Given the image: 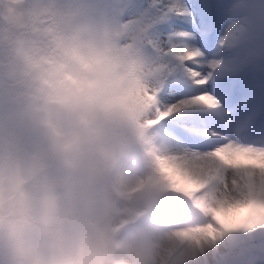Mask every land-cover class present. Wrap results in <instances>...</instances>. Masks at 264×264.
<instances>
[{
	"label": "clouds",
	"instance_id": "obj_1",
	"mask_svg": "<svg viewBox=\"0 0 264 264\" xmlns=\"http://www.w3.org/2000/svg\"><path fill=\"white\" fill-rule=\"evenodd\" d=\"M222 3L233 33L264 43V0ZM125 8L0 0V264H264L256 233L196 238L241 188L179 164Z\"/></svg>",
	"mask_w": 264,
	"mask_h": 264
},
{
	"label": "snow or ice",
	"instance_id": "obj_2",
	"mask_svg": "<svg viewBox=\"0 0 264 264\" xmlns=\"http://www.w3.org/2000/svg\"><path fill=\"white\" fill-rule=\"evenodd\" d=\"M124 3L151 52L153 123L180 146L178 162L191 181L206 173L225 185L236 179L241 188L235 198L205 208L220 227L197 229L196 238L264 233V184L255 181L264 175V43L245 44L228 28L222 0Z\"/></svg>",
	"mask_w": 264,
	"mask_h": 264
},
{
	"label": "rangeland",
	"instance_id": "obj_3",
	"mask_svg": "<svg viewBox=\"0 0 264 264\" xmlns=\"http://www.w3.org/2000/svg\"><path fill=\"white\" fill-rule=\"evenodd\" d=\"M242 236H248L247 234H242ZM254 236H261L259 233H256ZM262 237V236H261ZM264 238V235H263ZM264 240V239H263ZM259 241V240H258Z\"/></svg>",
	"mask_w": 264,
	"mask_h": 264
}]
</instances>
